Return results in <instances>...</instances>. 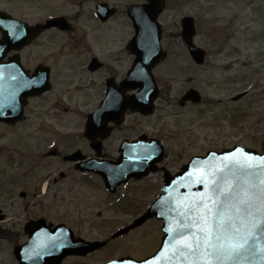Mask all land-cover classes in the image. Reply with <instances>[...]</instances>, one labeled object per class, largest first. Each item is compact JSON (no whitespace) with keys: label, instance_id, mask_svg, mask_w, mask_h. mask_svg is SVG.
I'll return each instance as SVG.
<instances>
[{"label":"flooded vegetation","instance_id":"obj_1","mask_svg":"<svg viewBox=\"0 0 264 264\" xmlns=\"http://www.w3.org/2000/svg\"><path fill=\"white\" fill-rule=\"evenodd\" d=\"M146 2L0 0V90L6 92L1 97L14 95L22 101L18 121L7 129L22 131L25 142L16 170L7 182H0V264H18L15 246L40 227L50 230L60 224L70 228L74 237L104 239L99 249L67 256L60 263L88 260L85 264H92L91 256L111 241L109 217H102L103 212H112L115 220L134 219L156 197L165 171L173 174L180 169L182 164L169 156L165 141L178 142L172 138L178 130H169L171 136L160 134L153 122L148 124L153 132L133 130L135 120H185V106L192 104L185 105L181 39L178 43L173 39L175 48L150 71L149 83L158 90L152 111L124 108L125 99L141 90L134 78L137 71L131 75L134 55L127 48L126 29L133 32V28L127 9ZM162 2L158 17L162 23L167 8L184 4ZM162 45L170 49L163 40ZM46 81L48 90L37 91ZM22 87L16 91L30 93L13 94ZM143 135L145 141L158 138L166 147L156 171L140 179L128 176L110 191L103 177L86 167L94 158L115 161L123 152L121 146L133 145Z\"/></svg>","mask_w":264,"mask_h":264},{"label":"rangeland","instance_id":"obj_2","mask_svg":"<svg viewBox=\"0 0 264 264\" xmlns=\"http://www.w3.org/2000/svg\"><path fill=\"white\" fill-rule=\"evenodd\" d=\"M181 1L184 4L170 6L162 15L165 18L163 28L168 34L164 40L172 52L175 48L173 39L176 37V42L180 41L177 37L180 17L183 14L194 17V40L207 51V66L195 68L185 48V88L195 87L212 102L186 106L185 120H156L158 123L155 120H135L136 129L133 131L153 132L148 128L151 122L158 127L160 134L185 128V136L179 133L172 137L178 138V142L165 140L169 156L178 161L184 157L186 161L192 154L204 153L209 148L220 149L235 143L259 149L264 138V0ZM252 77L260 78L255 83L259 88L250 86ZM246 88L250 91L245 97L236 102L229 101L230 95ZM247 114L249 118H245ZM22 140L16 144L18 152L23 151L21 147L25 142ZM8 146H13L11 138L4 134L0 137V182H7L10 172L17 166L4 154ZM106 216L109 217L110 232L124 221L115 220L112 212H103L102 217ZM125 221L129 219L125 218ZM159 235L158 223L148 222L122 240L111 241L103 252L91 256V263L106 257L107 253L110 256L130 254L142 257L156 248ZM86 262L89 263L88 260L78 263Z\"/></svg>","mask_w":264,"mask_h":264},{"label":"water","instance_id":"obj_3","mask_svg":"<svg viewBox=\"0 0 264 264\" xmlns=\"http://www.w3.org/2000/svg\"><path fill=\"white\" fill-rule=\"evenodd\" d=\"M158 11L157 6L147 13L149 22L133 19L135 35L132 42H138L142 49L139 60H143V54L147 52L146 46L149 42L153 47V55L150 57L151 60L147 59L150 64H146V69L164 56L159 44L161 29L155 22ZM188 26V29L185 27L183 36L197 60L200 56L196 53L200 50L193 46L192 36L195 32L191 23ZM188 94L196 93L189 91ZM192 97L194 99V96ZM262 148L264 149V141ZM207 159L210 163L207 165H204L205 162L201 163L204 165L201 169L197 164L198 161L193 163L191 168H185L187 169L185 171V198L181 203L161 204L163 212L167 215V217L162 216L167 233L166 242L150 261L151 263L142 262L141 264H264V153L259 155L255 150L237 149L235 154L226 151L223 154H211ZM203 175L206 176L207 181L202 179ZM228 192L232 193L231 198L228 197ZM241 200L248 201L242 206L248 209L247 213L238 214L234 208L230 207L232 204L240 206ZM213 201L220 203L214 206ZM205 205L212 208L213 212L229 209V215L235 226L240 229L241 236H247L249 232L254 233L255 239H249V250L230 260H216L213 256L205 254L206 249L202 244L203 233L200 231L204 222L203 217L209 215ZM158 212L160 210L157 204L153 205L147 216L156 214L161 217ZM197 235L201 237V246L198 248L195 246L194 239ZM189 244H192L193 248H189ZM70 251H61L58 259L52 258L47 264L59 262Z\"/></svg>","mask_w":264,"mask_h":264},{"label":"snow or ice","instance_id":"obj_4","mask_svg":"<svg viewBox=\"0 0 264 264\" xmlns=\"http://www.w3.org/2000/svg\"><path fill=\"white\" fill-rule=\"evenodd\" d=\"M228 197H232V193H227ZM220 203L219 201H213V205ZM248 201L241 200L240 206L232 204L230 207L240 213H247L248 209L242 207L246 205ZM221 207L223 205L221 204ZM205 209L208 212V216L203 217V226L200 227V231L203 233L202 244L206 249L207 256H213L216 260L221 259H233L240 253L249 250V239H255V235L249 232L247 236L240 235V229L235 226L232 217L229 215V209L225 211L213 212L212 208L205 205ZM195 246L198 248L201 246V237L195 236ZM189 248H193L192 244L188 245ZM211 250V251H207Z\"/></svg>","mask_w":264,"mask_h":264}]
</instances>
